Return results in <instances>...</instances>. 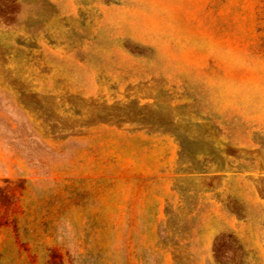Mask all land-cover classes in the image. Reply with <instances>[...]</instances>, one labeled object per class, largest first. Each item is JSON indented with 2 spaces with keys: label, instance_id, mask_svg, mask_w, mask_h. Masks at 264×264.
Listing matches in <instances>:
<instances>
[{
  "label": "rangeland",
  "instance_id": "rangeland-1",
  "mask_svg": "<svg viewBox=\"0 0 264 264\" xmlns=\"http://www.w3.org/2000/svg\"><path fill=\"white\" fill-rule=\"evenodd\" d=\"M0 264H264V0H0Z\"/></svg>",
  "mask_w": 264,
  "mask_h": 264
}]
</instances>
